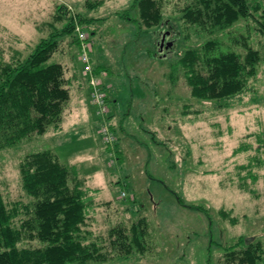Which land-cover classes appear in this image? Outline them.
Listing matches in <instances>:
<instances>
[{"label":"rangeland","instance_id":"rangeland-1","mask_svg":"<svg viewBox=\"0 0 264 264\" xmlns=\"http://www.w3.org/2000/svg\"><path fill=\"white\" fill-rule=\"evenodd\" d=\"M86 1L98 0H0V49L4 61L25 58L53 30L49 25L61 30L71 23L67 6L78 17L95 19L87 29L91 63L107 68L99 79L107 94L118 96L117 116L130 147L129 153L124 150L126 164L119 172L109 153L100 151L101 157L96 158V148L84 132L74 128L68 135L76 142L66 160L60 156L81 174L82 187L90 195L84 230L110 255L105 262L92 264H228L222 249L238 239L263 243L264 64L259 66L251 92L234 100L231 108L218 110L213 102L191 98L180 73L171 83L169 61L150 55L158 44L162 46L158 55L171 57L210 39H217L222 51L244 54L245 37H249L247 45L262 55L264 38L257 34V24L242 20L218 35L199 33L180 19L189 0H158L164 25L146 28L136 22L138 12L129 8L132 0H104L96 11L87 9ZM247 2L251 7L259 4L260 12L264 11V0ZM58 8L61 20L56 18ZM119 14L135 21L119 18ZM72 37L62 38L49 62L63 63L67 77L82 82L79 91L72 83L71 87L84 94L92 107ZM168 43L171 47L166 49ZM127 112L130 117L123 121ZM51 133L49 129L43 136L0 151V193L7 203L29 202L18 166L28 154L56 150L59 144L50 138ZM96 133L97 139L91 136L95 146L106 149L99 127ZM113 135L115 139L123 136ZM85 186L93 190L92 196ZM140 217L147 220V250L122 259L118 250L110 249L108 234L117 226L129 228ZM29 245L23 242L20 247Z\"/></svg>","mask_w":264,"mask_h":264},{"label":"trees","instance_id":"trees-1","mask_svg":"<svg viewBox=\"0 0 264 264\" xmlns=\"http://www.w3.org/2000/svg\"><path fill=\"white\" fill-rule=\"evenodd\" d=\"M157 1L132 0L129 8L137 10L136 22H142L146 28L163 26L165 21ZM103 4L104 0L86 1V8L96 11ZM60 8L57 20L62 19ZM260 10L259 4L251 7L247 0H189L181 10L180 19L188 29L210 35L223 33L242 20H253L257 34L264 38V11ZM258 12L259 16L255 14ZM65 13L67 15L66 10ZM84 16L77 17L88 29L95 19ZM120 17L135 21L127 14H119ZM49 26L53 28L50 34L39 39L23 59L4 61L0 49V151L34 136H43L47 130L57 129L63 120L73 81L67 77L63 63L49 60L59 51L62 38L72 34V24L68 22L61 30ZM163 30L170 33L169 27ZM243 39L246 40L242 41L244 54L222 51L218 40L210 39L171 57L158 55V44L156 52L150 55L169 61L171 83L174 84L176 73H180L191 98L213 102L218 110L229 109L234 100L251 92L259 66L264 64V52L261 55L248 46L249 37ZM77 43L73 36L72 45L76 49ZM104 70L107 68L101 64L93 66L97 76ZM106 100L111 113L108 94ZM111 117L108 115L107 123L114 134L116 129ZM118 143L117 138L113 145L106 147V152L114 154L116 165L121 168L123 158ZM18 172L21 188L30 200L25 204L7 203L0 193V264H92L109 259V252L89 239V233L84 230L89 197L74 167L62 164L52 150H44L24 156ZM177 202L182 203L180 198ZM191 207L205 210L202 206ZM147 233L144 217L136 219L127 229L114 227L108 234L110 249L118 250L122 259L134 252L143 255L147 250ZM23 242L30 245L20 247ZM222 251L228 264H264V242L253 243L240 238Z\"/></svg>","mask_w":264,"mask_h":264},{"label":"crops","instance_id":"crops-1","mask_svg":"<svg viewBox=\"0 0 264 264\" xmlns=\"http://www.w3.org/2000/svg\"><path fill=\"white\" fill-rule=\"evenodd\" d=\"M92 54L93 53L91 50V56H92ZM72 84L75 86V89L77 91H79V88H81V86H82V82L80 80H75V82L73 81ZM107 86H110V85L107 84ZM113 91H115V90H113ZM77 93L78 92H76L74 90V88L72 87L70 99L64 107L63 120H62L60 126L57 129H50V131L52 132L50 138L52 140H55L57 142V144H59L57 149L55 148L56 150H52V151L58 156L59 161L62 164L72 166V167H73V165L66 164V163H63L61 161L62 156L64 157L63 159L66 160V157L68 156L66 153L74 145V142H76L75 141L76 138L68 135V132L70 131V129L78 128V131L84 132V134L86 135V138L90 141L91 146L96 148V150H95L96 151L95 152L96 158L101 157V154L106 155V149L103 147L100 148L99 146L96 147L92 138H91L92 135L96 139L98 138L97 133H96V128L98 127V120L94 115L93 108L88 104L87 98H86V96H84V94L80 95ZM86 93H87V91H86ZM108 96H109V100H111L112 107L115 108L114 112H111L109 114L110 117L112 115L110 121L113 123V125L116 129V133L123 135V136L119 137L118 145H119V148H120L121 153H122L123 165H125L126 164V158L124 157V155H125L124 150L126 149L127 153H129L130 143H128V141H129L128 137L126 135L124 136V132L122 129V126H123L122 123L123 122L120 121V119L117 116V115H120V112L118 111V110H120V107H118V103H117L118 96L111 97V94L110 95L108 94ZM112 107H111V109H112ZM123 115L124 114H122V116ZM129 115H130V112H127V117L124 118L123 121H125L126 119L128 120V118L130 117ZM68 136H69V139L67 140ZM99 149H101V150H99ZM100 151L102 153L99 155ZM122 166H121V168H118L119 172L122 171L121 170ZM77 174H78V179H80L85 185L84 178L81 176L80 173H77ZM85 187L87 188V186H85ZM87 189L89 191V188H87ZM90 191L93 192L92 189ZM89 196L90 195H88L87 197H89ZM91 196H92V193H91Z\"/></svg>","mask_w":264,"mask_h":264},{"label":"built area","instance_id":"built-area-1","mask_svg":"<svg viewBox=\"0 0 264 264\" xmlns=\"http://www.w3.org/2000/svg\"><path fill=\"white\" fill-rule=\"evenodd\" d=\"M67 16L70 18L72 24V34L77 40L79 62L81 64V73L87 83L89 89V95L91 99V105L94 108V115L98 120L99 133L106 147L115 143L116 139L113 133L110 131L107 123L109 115V107L107 104V94L104 86L102 85L99 76L93 73V66L91 63V43H89V31L78 20L74 10L70 7H66ZM99 135V136H100ZM110 159L114 160V154L109 153ZM110 161L111 164L113 161ZM115 161V160H114ZM124 196V193H121Z\"/></svg>","mask_w":264,"mask_h":264},{"label":"water","instance_id":"water-1","mask_svg":"<svg viewBox=\"0 0 264 264\" xmlns=\"http://www.w3.org/2000/svg\"><path fill=\"white\" fill-rule=\"evenodd\" d=\"M169 46L171 47V44L170 43L166 44V49L169 48ZM161 52H162V46L160 45V51H159V53H161Z\"/></svg>","mask_w":264,"mask_h":264}]
</instances>
